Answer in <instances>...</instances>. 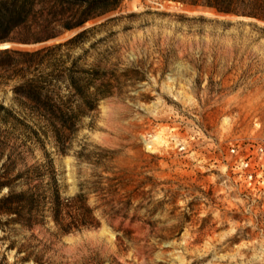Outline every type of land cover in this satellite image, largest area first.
Masks as SVG:
<instances>
[{
  "label": "rangeland",
  "instance_id": "374dc122",
  "mask_svg": "<svg viewBox=\"0 0 264 264\" xmlns=\"http://www.w3.org/2000/svg\"><path fill=\"white\" fill-rule=\"evenodd\" d=\"M118 14L124 16L92 38L105 40L88 62L104 53L107 67L137 73L122 76L66 154L53 142L46 150L67 196L94 169L76 158L82 145L115 151L111 164L135 174L144 198L140 214L154 210V231L135 223L138 244L126 242L125 251L103 220L54 238L50 262L264 264V32L250 24L264 27V21L178 0H123L86 26ZM246 158L249 167L242 164ZM24 160L20 167L41 162L43 152L36 148ZM181 225L178 238L158 243L159 234ZM3 236L0 230V262L34 264L15 262Z\"/></svg>",
  "mask_w": 264,
  "mask_h": 264
},
{
  "label": "trees",
  "instance_id": "16d2710c",
  "mask_svg": "<svg viewBox=\"0 0 264 264\" xmlns=\"http://www.w3.org/2000/svg\"><path fill=\"white\" fill-rule=\"evenodd\" d=\"M178 1L264 21V0ZM122 2L0 0V46L7 42L34 46L0 47V230L5 234L2 240L10 238L8 248L15 250V262L56 264L48 256L54 238L97 228L103 220L113 226L118 246L125 251L129 250L126 242L138 244L135 223L142 224L140 229L154 231V210L140 214L144 198L135 174L115 170L111 164L115 151L95 152L82 145L76 158L94 169L91 178L67 196L46 150L48 142H53L59 153L66 154L84 120L92 118L100 102L116 92L122 76L137 73L136 69L119 72L107 67L104 53L88 62L92 51L105 40L92 38L124 15L89 26L86 23L117 10ZM250 24L264 32V27ZM76 29L79 31L72 36L54 41ZM36 148L43 152L44 160L20 167ZM148 197L151 200L152 195ZM116 220L118 226L113 224ZM126 221L129 225L123 226ZM183 230V225L166 230L159 234L158 243L178 238ZM22 232L28 235L19 240Z\"/></svg>",
  "mask_w": 264,
  "mask_h": 264
},
{
  "label": "built area",
  "instance_id": "2783aa9c",
  "mask_svg": "<svg viewBox=\"0 0 264 264\" xmlns=\"http://www.w3.org/2000/svg\"><path fill=\"white\" fill-rule=\"evenodd\" d=\"M259 149H260L261 151H263V150H264V146H260ZM232 150L235 151L234 148H233ZM242 164H243L245 167H249V166H250V158H246V159H244V160L242 161ZM252 176H253L252 171H249V172H248V177L251 178Z\"/></svg>",
  "mask_w": 264,
  "mask_h": 264
},
{
  "label": "water",
  "instance_id": "95a60500",
  "mask_svg": "<svg viewBox=\"0 0 264 264\" xmlns=\"http://www.w3.org/2000/svg\"><path fill=\"white\" fill-rule=\"evenodd\" d=\"M13 45H22V44H19V43H13V42H7L6 43V46H0L1 48H4V47H12Z\"/></svg>",
  "mask_w": 264,
  "mask_h": 264
},
{
  "label": "bare ground",
  "instance_id": "6f19581e",
  "mask_svg": "<svg viewBox=\"0 0 264 264\" xmlns=\"http://www.w3.org/2000/svg\"><path fill=\"white\" fill-rule=\"evenodd\" d=\"M1 46H3V45H1Z\"/></svg>",
  "mask_w": 264,
  "mask_h": 264
}]
</instances>
